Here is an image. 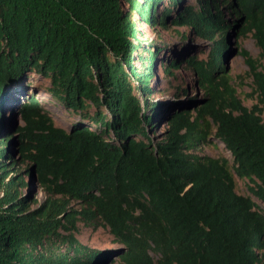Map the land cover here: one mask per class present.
<instances>
[{
    "label": "trees",
    "instance_id": "obj_1",
    "mask_svg": "<svg viewBox=\"0 0 264 264\" xmlns=\"http://www.w3.org/2000/svg\"><path fill=\"white\" fill-rule=\"evenodd\" d=\"M164 1L0 0V264H115L114 253L119 264H264V213L235 179L264 204V0ZM145 25L212 44L185 61L201 99L154 100L160 49ZM230 31L261 50L258 60L241 52L252 108L224 67ZM159 65L175 77L182 62ZM32 74L78 123L58 127L33 97L11 105L19 122L5 119L9 89ZM160 115L167 128L154 140ZM212 137L233 165L198 153ZM97 220L121 252L76 238L79 221Z\"/></svg>",
    "mask_w": 264,
    "mask_h": 264
},
{
    "label": "rangeland",
    "instance_id": "obj_2",
    "mask_svg": "<svg viewBox=\"0 0 264 264\" xmlns=\"http://www.w3.org/2000/svg\"><path fill=\"white\" fill-rule=\"evenodd\" d=\"M168 3V0H165L164 7H168ZM190 4L195 5L196 0H183V6H189ZM229 18L230 15L226 14V19ZM143 31L145 39L154 43L160 49L158 63L156 65L157 78L153 82L155 89L153 95L154 100L166 103H172L174 101L177 102L178 105H184L191 99H201L204 95L203 91L200 88L198 89L196 78L189 67L186 66L185 61L191 57L206 59L212 48V44L182 27L162 29L151 28L145 25L143 26ZM227 42L229 43V50L225 58L224 67L229 73L231 83L236 89L238 98L242 101L244 106L252 108L257 104L258 100L256 96L252 95L254 91L253 78L241 52L245 50L253 59L258 60L260 59L261 50L256 44L252 34L238 38L236 34L230 31ZM174 59L182 62V66L175 71V77L164 76L159 62H170ZM49 86V80L35 74L25 77L21 82L14 85L9 89L11 95L8 99V105L6 104L4 110L5 119L13 123V125L19 122L17 110L14 108L15 110L11 111V105L13 106L17 100L25 102L27 101L26 99L33 97L39 102L41 107L54 118L58 127L68 130L72 125L78 123L80 121L79 118L66 110L64 104L51 95L48 90ZM182 90H187V93L184 94V92H181ZM177 95H179V97H177ZM93 111L94 109H92V112ZM163 117L165 116L160 115L156 118L161 119ZM262 117L264 120V112ZM161 120L159 127L157 126L156 130L153 131L154 134H152V131L150 132L154 140H160L162 133L167 128L164 119ZM92 127L94 128V126ZM156 136H158L157 139L155 138ZM198 153L213 158H226L229 160L230 165H233V156L230 151L223 143L213 137L207 142L201 143L198 148ZM235 179L236 192L240 195L251 197L253 201L258 204L259 209L264 213V204L250 190V187H255V184L248 179H241L238 176H236ZM32 186L36 194V199L40 202L43 201L45 199L44 191L36 182H33ZM35 206L34 204L32 207ZM77 229L78 231L75 234L76 238L82 244L92 249H97L99 251H118L122 248L115 243L114 237L111 235L109 229L103 226L99 220L91 226L79 221L77 223ZM63 233L65 234L66 232L63 231L62 234ZM57 245L62 249V252L66 251L62 243L57 242ZM151 255L156 261L159 259V256L154 252H152ZM112 257L115 264H119L120 261L117 253H114Z\"/></svg>",
    "mask_w": 264,
    "mask_h": 264
}]
</instances>
